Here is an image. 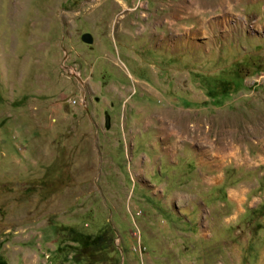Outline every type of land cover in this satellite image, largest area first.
I'll use <instances>...</instances> for the list:
<instances>
[{
  "label": "rangeland",
  "instance_id": "1",
  "mask_svg": "<svg viewBox=\"0 0 264 264\" xmlns=\"http://www.w3.org/2000/svg\"><path fill=\"white\" fill-rule=\"evenodd\" d=\"M0 260L264 264V0H0Z\"/></svg>",
  "mask_w": 264,
  "mask_h": 264
},
{
  "label": "crops",
  "instance_id": "2",
  "mask_svg": "<svg viewBox=\"0 0 264 264\" xmlns=\"http://www.w3.org/2000/svg\"><path fill=\"white\" fill-rule=\"evenodd\" d=\"M210 188H211V187H210ZM212 188H213V187H212ZM212 188H211V189H212ZM197 199H198V198H197ZM189 231H190V230H189ZM183 232H184V233H187V231H186V230H184ZM190 233H191V232H190Z\"/></svg>",
  "mask_w": 264,
  "mask_h": 264
},
{
  "label": "trees",
  "instance_id": "3",
  "mask_svg": "<svg viewBox=\"0 0 264 264\" xmlns=\"http://www.w3.org/2000/svg\"><path fill=\"white\" fill-rule=\"evenodd\" d=\"M0 264H5L4 262H2V260H0Z\"/></svg>",
  "mask_w": 264,
  "mask_h": 264
}]
</instances>
